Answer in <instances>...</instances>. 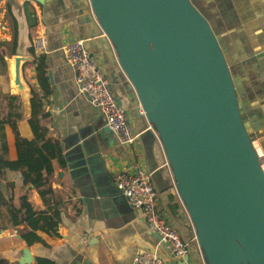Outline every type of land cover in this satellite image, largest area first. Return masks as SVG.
<instances>
[{"label": "crops", "instance_id": "crops-1", "mask_svg": "<svg viewBox=\"0 0 264 264\" xmlns=\"http://www.w3.org/2000/svg\"><path fill=\"white\" fill-rule=\"evenodd\" d=\"M8 0L0 8L1 95H19L24 119L19 123L22 137L32 140V90L42 99L49 117L42 123L49 136L63 148L61 159L53 161L51 177L55 193L44 200L32 186H24L20 172L0 171V192L10 204L28 197L36 211L56 209L61 223L52 233L37 231L41 241L28 245L20 237L25 225L13 226L0 217V258L23 264L25 248L33 262L45 259L54 264H134L141 251L156 252L164 264H178L159 236L149 229L144 213L133 208L115 185L118 174L140 160L153 176L158 208L190 243L192 264H207L196 240V230L176 189L165 149L155 127L138 116L136 91L118 63L116 50L100 26L90 0ZM208 19L226 58L235 84L244 125L262 161L264 170V0H194ZM46 35L48 48L37 53L32 40ZM82 40L85 49L110 78L111 90L127 111L131 128L140 140L131 149L105 126L76 84L75 72L63 48ZM22 62L25 90L15 82V57ZM3 65L9 78V93L1 88ZM6 157L17 160L15 134L5 126ZM1 154V142H0ZM47 199L50 202L47 203ZM1 210V207H0ZM4 212L6 209H3ZM51 214V212H49ZM7 218V217H6ZM21 221L24 215L20 216ZM26 264V263H24Z\"/></svg>", "mask_w": 264, "mask_h": 264}, {"label": "water", "instance_id": "water-1", "mask_svg": "<svg viewBox=\"0 0 264 264\" xmlns=\"http://www.w3.org/2000/svg\"><path fill=\"white\" fill-rule=\"evenodd\" d=\"M90 2L136 91L137 115L159 134L206 263L264 264L262 161L208 19L191 0ZM15 60L24 91L25 58ZM21 262H33L29 248Z\"/></svg>", "mask_w": 264, "mask_h": 264}, {"label": "built area", "instance_id": "built-area-1", "mask_svg": "<svg viewBox=\"0 0 264 264\" xmlns=\"http://www.w3.org/2000/svg\"><path fill=\"white\" fill-rule=\"evenodd\" d=\"M32 46L37 53L46 52L48 48L46 35L34 37ZM63 51L74 69L79 91L101 114L105 126L122 145L131 149L138 144L140 134L132 130L127 111L119 104L111 90L110 78L104 73L99 62L85 49L84 42L82 40L70 42L64 46ZM150 129L154 130L151 124ZM115 185L133 208L144 213L149 229L159 236L161 243L166 246L178 264H192L189 259L187 260L190 243L160 213L158 192L153 176L145 165L137 160L128 170L118 174ZM134 264H164V261L156 252L141 251L136 254Z\"/></svg>", "mask_w": 264, "mask_h": 264}, {"label": "trees", "instance_id": "trees-1", "mask_svg": "<svg viewBox=\"0 0 264 264\" xmlns=\"http://www.w3.org/2000/svg\"><path fill=\"white\" fill-rule=\"evenodd\" d=\"M0 60H4L2 45L0 44ZM31 117L28 123L34 133V139L29 140L20 134L19 123L24 119V106L19 95H1L2 110L0 111V171L9 169L20 172L23 177L24 186H32L38 191L40 196L46 200L47 196H52L55 191L52 188L51 177L54 174L53 161L61 159L63 148L61 144L49 136V130L43 125V121L49 117L45 111L42 99L32 90ZM5 126H10L15 134L16 149L18 158L12 161L6 157L7 138L4 131ZM0 217L8 219L13 226L25 225L24 230H20V237L33 245L40 242L37 231L52 233L58 230L61 223L60 212L56 209L36 211L29 202L28 197L19 199V207L10 204L0 192ZM6 209L4 212L3 209ZM51 212V214H49ZM24 215L23 221L20 216ZM7 217V218H6ZM0 264H11L8 260L0 258ZM38 264H54L45 259H38Z\"/></svg>", "mask_w": 264, "mask_h": 264}, {"label": "rangeland", "instance_id": "rangeland-1", "mask_svg": "<svg viewBox=\"0 0 264 264\" xmlns=\"http://www.w3.org/2000/svg\"><path fill=\"white\" fill-rule=\"evenodd\" d=\"M7 1L8 0H5V1L0 2V8L1 7H6L7 6L6 5L7 4ZM191 1L194 3V0H191ZM1 71H3L2 72L3 73V77L1 78V88L5 92L9 93V78H8V75H7L6 65H3V68H2ZM46 202L49 203L50 202V199H47Z\"/></svg>", "mask_w": 264, "mask_h": 264}, {"label": "bare ground", "instance_id": "bare-ground-1", "mask_svg": "<svg viewBox=\"0 0 264 264\" xmlns=\"http://www.w3.org/2000/svg\"><path fill=\"white\" fill-rule=\"evenodd\" d=\"M14 72H15V80H16V60L14 61Z\"/></svg>", "mask_w": 264, "mask_h": 264}]
</instances>
